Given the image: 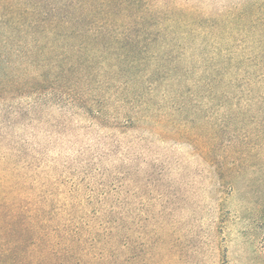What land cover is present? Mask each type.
Here are the masks:
<instances>
[{
	"label": "rangeland",
	"instance_id": "rangeland-1",
	"mask_svg": "<svg viewBox=\"0 0 264 264\" xmlns=\"http://www.w3.org/2000/svg\"><path fill=\"white\" fill-rule=\"evenodd\" d=\"M113 2L1 27V220L50 264H264V0Z\"/></svg>",
	"mask_w": 264,
	"mask_h": 264
},
{
	"label": "trees",
	"instance_id": "trees-1",
	"mask_svg": "<svg viewBox=\"0 0 264 264\" xmlns=\"http://www.w3.org/2000/svg\"><path fill=\"white\" fill-rule=\"evenodd\" d=\"M27 1L31 4L30 0H0V17L7 16L0 22V29L3 26L9 29L6 33L10 37H16L22 32H37L40 28L50 31L87 32L91 30L89 26L92 21L99 22L100 29L109 28L112 24L111 19L106 20L103 17L112 16L110 9L114 8L113 0H53V19L42 16L32 4L30 8L25 7ZM15 218L11 212H7L6 220L0 218V230L3 232H0V264H43V261L50 264L49 257L40 248L38 231L36 230L37 236L29 241L28 231L35 228L29 224L19 225L18 228ZM14 231L18 233L17 236H9Z\"/></svg>",
	"mask_w": 264,
	"mask_h": 264
}]
</instances>
